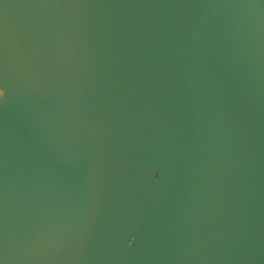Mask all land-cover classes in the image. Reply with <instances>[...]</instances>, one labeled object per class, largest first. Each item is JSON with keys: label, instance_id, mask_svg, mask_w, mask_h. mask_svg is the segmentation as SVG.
<instances>
[{"label": "water", "instance_id": "95a60500", "mask_svg": "<svg viewBox=\"0 0 264 264\" xmlns=\"http://www.w3.org/2000/svg\"><path fill=\"white\" fill-rule=\"evenodd\" d=\"M0 83V264H264V0H0Z\"/></svg>", "mask_w": 264, "mask_h": 264}, {"label": "snow or ice", "instance_id": "6c2138e0", "mask_svg": "<svg viewBox=\"0 0 264 264\" xmlns=\"http://www.w3.org/2000/svg\"><path fill=\"white\" fill-rule=\"evenodd\" d=\"M4 91H3V89L2 88H0V98H2L3 96H4ZM158 172V171H157ZM157 172L155 173V175H156V177H157V179H159V176L157 175ZM135 240V236H133L132 237V239L129 241L130 243L132 242V241H134Z\"/></svg>", "mask_w": 264, "mask_h": 264}, {"label": "bare ground", "instance_id": "6f19581e", "mask_svg": "<svg viewBox=\"0 0 264 264\" xmlns=\"http://www.w3.org/2000/svg\"><path fill=\"white\" fill-rule=\"evenodd\" d=\"M0 88H2L3 89V91H4V96L6 95V87H5V85L4 84H2V83H0ZM3 96V97H4Z\"/></svg>", "mask_w": 264, "mask_h": 264}]
</instances>
